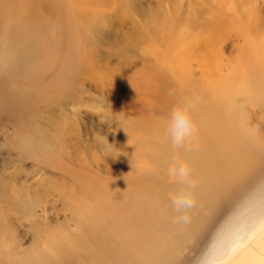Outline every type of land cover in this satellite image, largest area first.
I'll return each instance as SVG.
<instances>
[{"label": "rangeland", "instance_id": "rangeland-1", "mask_svg": "<svg viewBox=\"0 0 264 264\" xmlns=\"http://www.w3.org/2000/svg\"><path fill=\"white\" fill-rule=\"evenodd\" d=\"M44 1L40 32L59 34L60 50L43 61L28 47L0 50V106L13 102L12 114L51 129L52 139L42 150L36 132L19 128L2 109L0 212L7 227L0 221V264H24L47 234L73 232L64 214L76 207L91 220L99 198L102 205L111 198L121 205L116 219L102 217L103 227L114 225L106 238L111 264H143L145 252L164 245L175 250L168 264H228L254 249L264 235V170L228 206L187 210L189 221L202 220L197 233L175 241L158 232L164 213L173 210L169 193L180 187L167 174L175 149L165 135L178 101L201 95V114L209 118L205 125L195 108L198 131L179 149L190 164L206 161L202 170L192 169L195 189L218 177L221 151L233 152L221 163V180L236 183L247 172L237 151L251 162L257 155L253 167L264 162V102L257 106L255 93L235 84L253 77L257 92L264 90V0ZM207 128L202 153L200 132ZM84 173L93 185L80 190ZM137 195L157 204L156 211H142L144 199L139 209Z\"/></svg>", "mask_w": 264, "mask_h": 264}, {"label": "bare ground", "instance_id": "bare-ground-1", "mask_svg": "<svg viewBox=\"0 0 264 264\" xmlns=\"http://www.w3.org/2000/svg\"><path fill=\"white\" fill-rule=\"evenodd\" d=\"M43 1L44 0H0V31L2 30L4 33H8V34H1L2 37L6 35L8 36L7 39H2V37H0V50L1 51L10 49L12 47H16V48L17 47H21V48L28 47V49H32L34 53L38 54L39 59L43 61L42 59H45L48 53L50 52L56 53L57 51L60 50L61 40H60L59 34H45V33H42L43 31L40 32V30H42L43 27L45 28V25H44L45 21L43 20V18H40L41 15H39L40 9L41 10L43 9L42 8ZM183 58L184 57L181 55L182 61H183ZM251 74L249 75L251 76ZM246 79H248V81L243 82L241 80L240 81L238 80L235 84L239 82L237 86L241 85L240 86L241 89H245V91L251 90L252 92H254L256 96L255 103L257 104V106L262 105L264 102V97L261 94L264 92V90L261 89L259 90L260 92L259 91L257 92V88L255 89V86L257 85L253 83L255 82L253 80L254 78L251 77L250 79L249 78H246ZM260 79L264 82L262 78ZM250 95L251 94H249V96ZM10 103H13V102H10ZM10 103L0 106V113H2V109H3L7 116L12 117L11 121L15 123L17 126H19V128H21L22 130H26V131L30 130L32 132L33 131L36 132L35 137H34V141L36 142L35 144L38 146L41 145L42 147L40 148L42 150L47 149V148H44V144L47 145V143H50V140H52L50 136L51 129L49 130L44 127H41L39 126L38 123L34 122L33 120L27 121L26 117L23 114H19V115L12 114L14 112L10 111L11 109L9 106ZM205 107H206V104H202V103L198 104L196 106V113H197L196 115H198L199 119L206 125L207 122H209V118L206 117V114L205 116H202L201 114L204 111ZM210 108L212 109L214 107H210ZM214 109L216 110L217 108H214ZM259 111L263 112L264 114L263 108H260ZM209 133L210 131L208 130V128L205 129V131L200 132V135H202L203 140H204L202 142V153L204 152L206 153V151L208 150L207 140L209 139V136H208ZM33 142L29 141L28 144L31 145V143ZM231 150L233 151L232 148ZM243 152L244 151H239V152L237 151L234 154V157L236 158L238 157L240 159V164L242 166H246L245 170H247V172L244 174L243 179L234 183L232 181L229 182L226 179L222 178L223 180H221V178H219L221 177V171H222L221 163L224 161V159H226V157H229L230 154L233 155V152H227V151L222 152L221 151L222 161L216 163V165L219 166V172L217 173L218 177H213V178L211 177V179L203 181V184L200 181L199 183L200 185L197 183L198 186H197V189H195L196 193H194V199H195L194 206L208 207L211 209L212 208L222 209L228 206L235 198H237L240 194L245 192L247 189H250V187L252 188L254 182L263 174L264 162L261 161L259 166L257 165L253 167L254 163L255 165L257 164L259 157L256 155L255 157L257 158L256 159L253 158L251 162L250 161L251 158L249 157V154H244ZM177 156L181 157L182 159L185 158L183 156V153H180L179 149H175L173 150L172 157L174 158ZM243 157H246L247 159ZM204 162L206 161L196 162L195 164L191 163L190 165L191 167H193L192 169L200 170L201 168L202 170V168L204 167V164L202 163ZM115 169L119 177L120 176L119 171H121L120 163L118 162L116 163ZM84 175L85 173L80 175L77 178L79 183L83 186L81 187L80 190H83V189L87 190L86 188L88 187L90 189L92 188L91 186L93 185L88 180L87 181L85 180L86 178L83 177ZM207 176H208V173L206 172L205 178H207ZM139 177H140V173H138L135 179H139ZM220 180L223 182H221ZM142 182L143 181L140 182L141 187H142ZM138 187H139V184H138ZM160 194L161 193H159V195ZM162 194H165V193L162 192ZM138 197H139L138 208L142 209L140 206V202L143 199L145 201V198H142V195H137V198ZM15 198L13 196L11 200L13 199V201H17L15 200ZM96 201H99L97 202L99 212H95V217H91V220L85 214L84 211H81L76 207L72 208V210L69 209L68 212L64 214V219H65L64 221L70 224L71 227H73V232H70V233L68 232L66 236L64 235L63 236L62 235L53 236V235L47 234V236L44 237L45 242H44L43 247L35 248L34 254L30 257H26V259L23 261L24 264H48V263L67 264L66 257H73V259H71L72 261L70 264H81V262H89L91 264H111L112 262L111 253L114 250L108 244L109 242L106 238H107L108 231L113 230L114 225L110 222L111 224L106 223V225L103 227L104 224L102 223V217L106 214H109V215L112 214L111 217L116 219L115 216L119 215V213L118 214L114 213V208L118 207L116 205L117 200L114 198H111L109 201L108 200L105 202L103 201V205L101 204L102 201L100 198L99 200H96ZM145 203H146L145 208L143 206L142 211H147L149 213H152V211H156L157 204L150 203L149 201H145ZM120 208H121V205L115 210L119 212ZM139 209L138 210L134 209L131 215L132 214L133 216L136 215L135 213L139 212ZM126 211H128V209ZM176 213L177 212L174 209L164 213L162 223H160L161 227L158 232L161 238L167 237V239L170 238L172 240L174 239L175 241L176 240L180 241L181 239L184 240L190 234L195 233V232L197 233L199 231V226L201 227L202 220L195 219L193 221L187 220L186 223H176L175 221L180 214L178 213V215H176ZM130 220L132 222L133 218L131 217ZM0 221L3 223L5 227H7L6 216L4 217L1 212H0ZM156 227L157 226L155 224V228ZM36 237L40 238L39 235ZM249 247L245 249L239 256H237V258L230 261L228 264H264V235L261 238H258V240L255 242L254 249H249ZM152 248L153 247H151L147 252H145L144 257L142 258L143 264H168L169 262L174 260L175 250H171L166 245L162 246V248L155 249L153 252H150ZM74 258L78 260H74ZM121 264H129V263L126 261V259H123L121 261Z\"/></svg>", "mask_w": 264, "mask_h": 264}, {"label": "clouds", "instance_id": "clouds-1", "mask_svg": "<svg viewBox=\"0 0 264 264\" xmlns=\"http://www.w3.org/2000/svg\"><path fill=\"white\" fill-rule=\"evenodd\" d=\"M202 101L201 95L193 93L172 107L165 135L170 139L174 149L183 148L195 137L198 126L194 120L193 112ZM167 174L180 184L176 191L169 193V200L173 209L180 213L175 222L186 223L188 217L184 213L195 205L194 189L196 182L192 179L191 165L185 159L178 156L174 157L167 167Z\"/></svg>", "mask_w": 264, "mask_h": 264}]
</instances>
